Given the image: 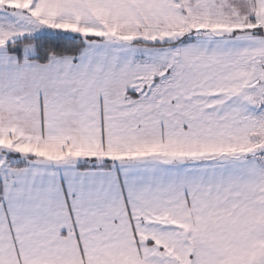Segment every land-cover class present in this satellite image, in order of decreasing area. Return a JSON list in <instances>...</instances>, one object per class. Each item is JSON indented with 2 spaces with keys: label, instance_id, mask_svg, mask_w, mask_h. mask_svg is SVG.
<instances>
[{
  "label": "snow or ice",
  "instance_id": "1",
  "mask_svg": "<svg viewBox=\"0 0 264 264\" xmlns=\"http://www.w3.org/2000/svg\"><path fill=\"white\" fill-rule=\"evenodd\" d=\"M0 264H264V0H0Z\"/></svg>",
  "mask_w": 264,
  "mask_h": 264
}]
</instances>
